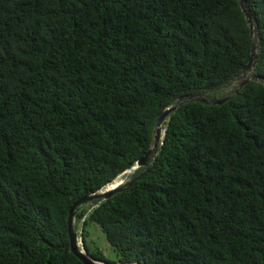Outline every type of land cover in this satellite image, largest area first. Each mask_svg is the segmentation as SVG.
I'll return each mask as SVG.
<instances>
[{"label":"trees","instance_id":"16d2710c","mask_svg":"<svg viewBox=\"0 0 264 264\" xmlns=\"http://www.w3.org/2000/svg\"><path fill=\"white\" fill-rule=\"evenodd\" d=\"M245 1L256 78L182 105L129 189L75 211L93 259L264 264V0ZM252 47L239 0H0V264H85L73 205L122 180L179 98L236 82ZM94 223L117 262L88 247Z\"/></svg>","mask_w":264,"mask_h":264},{"label":"water","instance_id":"95a60500","mask_svg":"<svg viewBox=\"0 0 264 264\" xmlns=\"http://www.w3.org/2000/svg\"><path fill=\"white\" fill-rule=\"evenodd\" d=\"M241 8L243 13L245 14L246 20L248 21V24L251 29L252 33V38H253V47H252V54L251 58L249 61L248 66L246 69L243 71L242 75L240 78L237 79V81H241L239 83L238 88L235 90V94L238 93L241 89L244 88V86L251 81L252 79L256 78V64L258 61V40H259V33L258 30L256 29V24L254 22V19L252 17V14L246 4L245 0H239ZM230 99V97H225L222 99L214 100L211 98H204L201 95H186L177 100L175 105L171 106L168 108L158 119L157 125H156V130H155V136H154V144L153 147L141 158L137 161L136 165L125 171L122 175H128L130 176L133 174L135 171H137L140 168L144 167H150V163L154 156L157 153L159 142L162 137V131H163V126L166 123L167 119L171 114L176 112L182 105L188 103V102H202L205 104L209 105H221L225 102H227ZM122 175H120L118 178H120ZM118 178L116 180H118ZM115 180V181H116ZM114 181V182H115ZM113 182V183H114ZM135 182V179H131L127 182H124L123 180L121 182L115 183L113 187H107L104 191H100L97 194H93L89 197L82 198L81 200L77 201L73 207L70 209L69 212V219H68V230H69V237H70V247L72 252L80 258L85 264H110V263H105L101 262L98 260L93 259L86 251L85 246H84V251L80 248L78 238L75 233V228H74V217H75V211L82 205L89 203L91 201L97 200V199H102V200H108L112 196H114L117 193L123 192L127 189H129L133 183ZM121 264V263H117Z\"/></svg>","mask_w":264,"mask_h":264},{"label":"rangeland","instance_id":"374dc122","mask_svg":"<svg viewBox=\"0 0 264 264\" xmlns=\"http://www.w3.org/2000/svg\"><path fill=\"white\" fill-rule=\"evenodd\" d=\"M240 82H241L240 80L236 81L232 85L224 87L221 91L214 92V93L211 92V93H209V95L206 94V95H203L202 97L211 98L214 100L221 99L226 94L235 90V88L237 86H239ZM120 178L124 182H127L130 180V176H128L127 174L122 175ZM122 180H118L115 183L121 182ZM114 184L111 187H113ZM104 190H102V191H104ZM92 202L93 201L82 205L83 209L85 211H87L88 213H90L91 210L93 209V203ZM82 227H83V220H75V227H74L75 233H76V236L78 238L80 248L84 251V244H83V240L81 237L82 236ZM88 232H89V234H88V237L86 240L88 247L93 251L101 250L109 262H117V259H118L117 258V256H118L117 251L114 248V246L108 241V239L106 237V233L102 230V228L94 223V224H91L88 226Z\"/></svg>","mask_w":264,"mask_h":264}]
</instances>
